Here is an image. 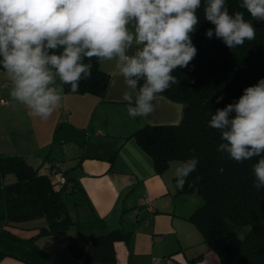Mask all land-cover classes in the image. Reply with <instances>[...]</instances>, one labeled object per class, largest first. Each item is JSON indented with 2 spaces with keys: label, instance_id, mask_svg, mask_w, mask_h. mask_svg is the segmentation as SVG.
I'll return each instance as SVG.
<instances>
[{
  "label": "clouds",
  "instance_id": "obj_1",
  "mask_svg": "<svg viewBox=\"0 0 264 264\" xmlns=\"http://www.w3.org/2000/svg\"><path fill=\"white\" fill-rule=\"evenodd\" d=\"M200 7L201 0H0V67L9 95L28 116L48 120L61 106L63 86L77 93L80 81L91 77L86 59L115 61L128 116L147 118L158 95L180 83L174 70L197 55L192 33ZM240 8L264 21V0H242ZM204 18L215 26L206 37L215 35L229 49L255 39L251 20L243 11L230 14L226 0H205ZM208 123L221 133L217 151L238 163L258 158L253 186L264 188V79L216 109ZM198 163L195 156L175 162L177 190L195 188L188 177ZM252 229L244 225L237 239L242 242Z\"/></svg>",
  "mask_w": 264,
  "mask_h": 264
},
{
  "label": "crops",
  "instance_id": "obj_2",
  "mask_svg": "<svg viewBox=\"0 0 264 264\" xmlns=\"http://www.w3.org/2000/svg\"><path fill=\"white\" fill-rule=\"evenodd\" d=\"M100 65L111 75L103 97L65 93L60 108L46 120L40 139H12L0 124V155L21 156L40 174H63L66 185L62 196L73 222L67 233L90 238L121 231L122 239L114 242L117 264H153V257L160 258V264H220L217 254L188 220L202 199L176 193L174 170L180 160L170 161L157 173L152 158L132 137L145 125L180 123L183 105L159 94L154 113L147 118H130L115 61H100ZM3 79L7 78L0 70V83ZM12 181V175L5 177L6 183ZM67 197L74 198L72 209ZM46 226L45 218L0 220V236L15 238L27 253L17 254L0 245L6 254L0 264H36L29 255L43 257L45 264H78L53 235L31 240Z\"/></svg>",
  "mask_w": 264,
  "mask_h": 264
},
{
  "label": "trees",
  "instance_id": "obj_3",
  "mask_svg": "<svg viewBox=\"0 0 264 264\" xmlns=\"http://www.w3.org/2000/svg\"><path fill=\"white\" fill-rule=\"evenodd\" d=\"M241 3L242 0H226V7L230 14L245 13V19L251 20L256 29L255 39L229 49L215 35L206 37L205 32L215 26L204 18L205 0H201L197 10L200 23L192 33L197 55L188 67L174 70L180 83L161 93L183 105L180 123L145 125L132 137L152 158L157 173L165 170L170 161L197 157V169L188 177L189 182L195 181V188L186 184L183 191L176 189V193H190L202 199V205L188 220L217 254L220 264H264V188L258 191L253 186V165L258 158L238 163L227 153L217 151L223 142L221 133L208 123L216 109L234 103L245 88L264 79V27L240 8ZM84 62L92 63V75L80 81L77 94L103 97L111 75L96 58ZM63 87L65 93H72L70 85ZM217 97L223 99L217 103ZM7 175H12L14 181L6 183ZM37 218H45L47 226L40 228L34 238L53 235L78 264H117L114 242L122 239L121 231L90 238L68 235L73 222L62 193L53 189L49 176L40 174L21 156L0 155V220L22 222ZM248 224L253 225L252 232L241 242L236 233ZM5 255L0 250V259Z\"/></svg>",
  "mask_w": 264,
  "mask_h": 264
},
{
  "label": "rangeland",
  "instance_id": "obj_4",
  "mask_svg": "<svg viewBox=\"0 0 264 264\" xmlns=\"http://www.w3.org/2000/svg\"><path fill=\"white\" fill-rule=\"evenodd\" d=\"M10 86V82L7 79H3L0 83V124H2L3 129L9 133L7 135L12 136V139H40L47 121L28 116L26 107L11 99L9 95ZM72 199L74 198L67 197L66 199V203L68 206L70 205L69 207L71 209L73 207ZM33 239L34 237L31 240ZM0 245L14 253L27 254L22 246L16 243L15 238L10 235H1ZM29 257L35 261L36 264H45L43 257H34L30 255Z\"/></svg>",
  "mask_w": 264,
  "mask_h": 264
},
{
  "label": "built area",
  "instance_id": "obj_5",
  "mask_svg": "<svg viewBox=\"0 0 264 264\" xmlns=\"http://www.w3.org/2000/svg\"><path fill=\"white\" fill-rule=\"evenodd\" d=\"M58 165V164H55ZM50 167H52V165H50ZM49 179L51 182V185L53 187V189L56 192H61L63 193V187L64 185H66V178L63 174L55 172V171H50L49 174ZM82 261L79 260V263H81ZM161 263V259L160 258H156L153 257V264H160Z\"/></svg>",
  "mask_w": 264,
  "mask_h": 264
},
{
  "label": "water",
  "instance_id": "obj_6",
  "mask_svg": "<svg viewBox=\"0 0 264 264\" xmlns=\"http://www.w3.org/2000/svg\"><path fill=\"white\" fill-rule=\"evenodd\" d=\"M258 26L264 27V21H257Z\"/></svg>",
  "mask_w": 264,
  "mask_h": 264
}]
</instances>
